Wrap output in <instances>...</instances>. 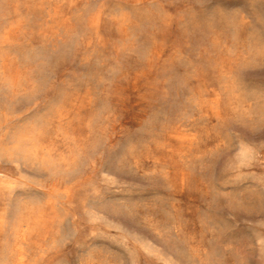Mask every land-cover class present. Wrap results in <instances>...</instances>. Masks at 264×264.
I'll return each instance as SVG.
<instances>
[{
    "label": "clouds",
    "instance_id": "obj_1",
    "mask_svg": "<svg viewBox=\"0 0 264 264\" xmlns=\"http://www.w3.org/2000/svg\"><path fill=\"white\" fill-rule=\"evenodd\" d=\"M0 264H264V0H0Z\"/></svg>",
    "mask_w": 264,
    "mask_h": 264
}]
</instances>
